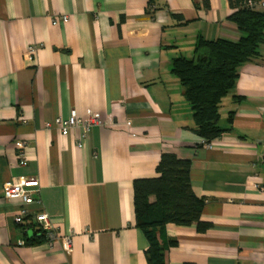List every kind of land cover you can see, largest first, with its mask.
<instances>
[{"label": "crops", "instance_id": "1", "mask_svg": "<svg viewBox=\"0 0 264 264\" xmlns=\"http://www.w3.org/2000/svg\"><path fill=\"white\" fill-rule=\"evenodd\" d=\"M208 2L0 0V264H147L133 183L157 178L164 153L190 162L210 225L161 229L162 243L174 242L165 264H264V45L222 100L226 132L210 149L172 71L175 59L194 58L200 38H240L228 1ZM71 110L118 125L95 126L84 140L80 128L63 136L52 124ZM20 178L36 181L29 205L3 197V184ZM22 210L28 216L17 225ZM39 213L71 238L70 253L32 231Z\"/></svg>", "mask_w": 264, "mask_h": 264}, {"label": "trees", "instance_id": "2", "mask_svg": "<svg viewBox=\"0 0 264 264\" xmlns=\"http://www.w3.org/2000/svg\"><path fill=\"white\" fill-rule=\"evenodd\" d=\"M227 1L234 11L229 20L241 33L240 38L237 41L200 38L194 58H177L172 66L184 89V100L193 113L195 133L203 143L212 142L226 132L218 124L221 102L234 89L239 69L260 62V48L264 45V10L247 5L248 1L259 4L261 0ZM203 5L208 9V0H203ZM189 171L188 160L164 153L156 168L157 178L133 183L135 226L148 242L147 264H165L166 247L174 242L162 243L159 232L164 227L194 226L201 233L210 228L201 221L204 201L193 194Z\"/></svg>", "mask_w": 264, "mask_h": 264}, {"label": "built area", "instance_id": "3", "mask_svg": "<svg viewBox=\"0 0 264 264\" xmlns=\"http://www.w3.org/2000/svg\"><path fill=\"white\" fill-rule=\"evenodd\" d=\"M247 5L250 7H254L255 5L259 8L264 7V3L259 2V4H255L251 1L247 2ZM63 24H68L71 21L70 16H65L59 19ZM57 20H54L52 24H57ZM35 49L32 46H28L25 49V54L27 56H33L35 54ZM116 126L118 123L114 120H108V122H104L99 114L94 112H89L88 116L85 119H82L78 116L76 110H71L69 116L65 119L56 118L52 124V127L59 131L61 135L66 136L71 130L80 128L81 131V140L87 138L90 134L91 128L95 126ZM124 126L127 130L135 127L130 123L129 120L124 123ZM50 127V126H47ZM81 142L77 143V146L80 148L82 145ZM17 155L20 159V165L26 166L27 162L25 160V150L27 145L25 143H20L17 146ZM205 149H210L211 145L209 143L204 145ZM36 181L26 180L24 178H20L17 180H9L6 181L3 186V197L8 202H20L26 205H29L34 202L35 196L38 194V190L29 191L27 190L30 186L35 185ZM28 216V212L26 210H22L19 214L14 218V222L17 225H22L26 222ZM33 228L37 232V235L43 237V239L48 242V244H52L54 242H60L62 250L65 253H70L72 250V241L70 237H60L56 232V228L49 219L48 215L45 213H39L34 216L32 219Z\"/></svg>", "mask_w": 264, "mask_h": 264}]
</instances>
